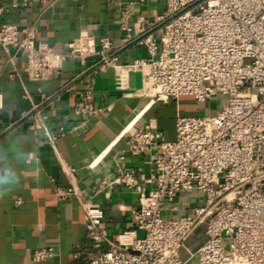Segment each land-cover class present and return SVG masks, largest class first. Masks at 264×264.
Instances as JSON below:
<instances>
[{"label": "built area", "instance_id": "obj_1", "mask_svg": "<svg viewBox=\"0 0 264 264\" xmlns=\"http://www.w3.org/2000/svg\"><path fill=\"white\" fill-rule=\"evenodd\" d=\"M143 1L129 0L121 17L125 31H130L131 7ZM28 3L2 4L0 17ZM158 20L163 24L160 36L142 40L147 59L120 68L119 87L125 85V73L139 72L141 94L152 102L183 96L200 104L216 96L227 101L215 115L178 118L171 141L150 126L124 130L133 156L156 145L161 150L154 165L155 188L140 191V207L133 215L144 236L130 231L119 242H109L104 210L81 200L73 186L68 194L79 199L88 230L72 264H183L180 250L202 225L207 240L197 251L198 264H264V0H167ZM36 32V26L0 25V46L26 53V73L34 82L48 80L67 60L85 63L100 56L107 64L114 49L108 37L100 38L98 46L93 36L83 34L54 53L45 45L37 47ZM73 112L88 118L103 113L93 87L81 93ZM120 172L118 183L137 189L135 175L123 167ZM193 191L203 193V206L192 215L163 220L167 202ZM55 256L53 248L40 247L32 260L38 264Z\"/></svg>", "mask_w": 264, "mask_h": 264}, {"label": "crops", "instance_id": "obj_2", "mask_svg": "<svg viewBox=\"0 0 264 264\" xmlns=\"http://www.w3.org/2000/svg\"><path fill=\"white\" fill-rule=\"evenodd\" d=\"M20 2L0 0V5ZM128 2L29 0L26 7L18 5L0 17V25L36 26L37 47L45 45L54 53L83 34L93 36L98 46L102 37L114 43L107 64L100 56L85 63L67 60L48 80L39 82L28 78L25 52L0 46V264H36L32 254L40 247L53 248L56 256L38 264H72V254L88 230L79 199L68 194L73 186L81 200L104 210L102 226L109 242H119L130 231L143 237L133 215L140 207V191L155 188L154 165L161 150L156 145L133 156L124 130L134 120L133 128L150 126L171 141L178 118L197 117L192 112L209 104L190 96L152 102L141 94L144 83L139 72L125 73V85L119 87L120 68L147 59L142 40L146 35L160 36L163 24L158 18L167 7V0L136 3L131 7L130 31H125L121 17ZM89 87L103 113L77 116L74 106ZM121 167L135 175L137 189L118 183ZM204 204L203 193L184 192L165 204L162 218L189 216ZM206 240L202 225L180 250L183 264H198L197 251Z\"/></svg>", "mask_w": 264, "mask_h": 264}, {"label": "rangeland", "instance_id": "obj_3", "mask_svg": "<svg viewBox=\"0 0 264 264\" xmlns=\"http://www.w3.org/2000/svg\"><path fill=\"white\" fill-rule=\"evenodd\" d=\"M227 101V98H223L221 96H216L213 98L209 104L207 105V108L204 110H195L192 112L193 115H196L197 117L200 116H209V115H215L220 108L222 107L223 103Z\"/></svg>", "mask_w": 264, "mask_h": 264}, {"label": "bare ground", "instance_id": "obj_4", "mask_svg": "<svg viewBox=\"0 0 264 264\" xmlns=\"http://www.w3.org/2000/svg\"><path fill=\"white\" fill-rule=\"evenodd\" d=\"M141 115V113L137 114V118ZM134 121V120H133ZM131 121L130 124H128V130H132L133 129V125H134V122Z\"/></svg>", "mask_w": 264, "mask_h": 264}]
</instances>
